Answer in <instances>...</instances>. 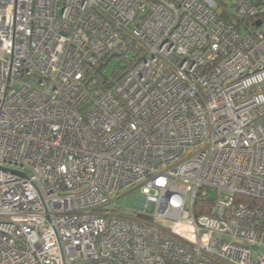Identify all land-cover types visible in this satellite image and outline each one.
Wrapping results in <instances>:
<instances>
[{"label": "built area", "instance_id": "1", "mask_svg": "<svg viewBox=\"0 0 264 264\" xmlns=\"http://www.w3.org/2000/svg\"><path fill=\"white\" fill-rule=\"evenodd\" d=\"M0 264H264V0H0Z\"/></svg>", "mask_w": 264, "mask_h": 264}, {"label": "rangeland", "instance_id": "2", "mask_svg": "<svg viewBox=\"0 0 264 264\" xmlns=\"http://www.w3.org/2000/svg\"><path fill=\"white\" fill-rule=\"evenodd\" d=\"M120 67H124V62L121 58L114 57L105 67L104 74L106 76H111L116 73L120 69ZM139 193L140 191L138 190L124 195L117 200V203L122 205L126 209V211H128L127 213H132L136 208V201Z\"/></svg>", "mask_w": 264, "mask_h": 264}, {"label": "trees", "instance_id": "3", "mask_svg": "<svg viewBox=\"0 0 264 264\" xmlns=\"http://www.w3.org/2000/svg\"><path fill=\"white\" fill-rule=\"evenodd\" d=\"M123 68L119 69L115 74L116 78H119L122 75Z\"/></svg>", "mask_w": 264, "mask_h": 264}, {"label": "water", "instance_id": "4", "mask_svg": "<svg viewBox=\"0 0 264 264\" xmlns=\"http://www.w3.org/2000/svg\"><path fill=\"white\" fill-rule=\"evenodd\" d=\"M104 66H105V64L101 65V66L99 67V71H101V70L104 68Z\"/></svg>", "mask_w": 264, "mask_h": 264}]
</instances>
